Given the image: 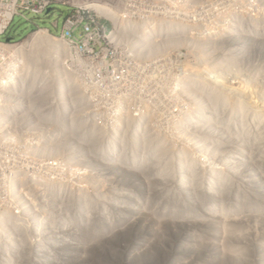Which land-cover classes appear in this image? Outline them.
<instances>
[{
  "label": "rangeland",
  "instance_id": "1",
  "mask_svg": "<svg viewBox=\"0 0 264 264\" xmlns=\"http://www.w3.org/2000/svg\"><path fill=\"white\" fill-rule=\"evenodd\" d=\"M83 2L86 14L100 27L97 45L81 46L85 37L80 33L79 46L60 41L63 36L70 41L63 32L70 7L59 4L38 18L31 13L28 21L16 17L8 36L20 43L19 50L47 29L68 53L52 44L23 46L27 49L14 55L0 53V69L11 62L25 75V89H31L1 92L7 100H20H11L18 103L13 111L0 108L1 120L10 118L0 124V264H44L46 255L64 263L68 253L62 249L70 254L81 249L79 258L70 261L76 264H171L172 250L182 254L184 243L191 251L179 264H202L204 259L206 264H255L258 259L264 264V203L259 202L262 217L254 220L224 195L214 206L194 201L190 212L203 214L204 221L186 215L180 223L171 216L175 206L182 207L164 205L166 197L158 192L171 185H157L167 176L175 183L171 192L182 202L177 186L194 194L189 182L205 179V186L222 190L237 166L254 183L259 179L264 159V0ZM44 81L54 83L47 88L48 98L32 99L46 87ZM29 117L35 122L29 123ZM162 139L163 145L150 144ZM239 158L244 159L241 165ZM169 167H174L171 173ZM155 168L159 172L152 176L146 172ZM261 179L260 196L264 174ZM86 193L91 216L99 205L112 209V202L122 206L127 201L152 241L147 247L140 241L136 245L135 226L97 238L96 221L88 220L87 230L72 224L69 243L64 242L65 226L75 219V208L81 209L80 197ZM139 201L143 206L137 207ZM225 204L234 208L232 215L226 214ZM163 207L166 214L158 212ZM205 207L209 214L200 209ZM7 213L13 215L8 221ZM50 223L60 230L57 236ZM122 244L145 250L130 260L120 250L125 249Z\"/></svg>",
  "mask_w": 264,
  "mask_h": 264
},
{
  "label": "bare ground",
  "instance_id": "2",
  "mask_svg": "<svg viewBox=\"0 0 264 264\" xmlns=\"http://www.w3.org/2000/svg\"><path fill=\"white\" fill-rule=\"evenodd\" d=\"M92 7H94L93 5H91ZM88 7V6H87ZM86 7V8H87ZM96 9H99V7L98 6H96ZM104 14V13H103ZM106 15V14H105ZM108 15V14H107ZM106 15V16H107ZM123 26V25H122ZM124 27V26H123ZM159 29H161V27L159 28ZM138 31H139V28H138ZM139 33V32H138ZM32 36V35H31ZM56 40V38H54L51 34H50V32L47 30V29H41L39 32H37V33H35L29 40H26L25 41V43H23L21 46H19L18 47V49L19 50H17V47H15V50H17V51H15V53H22V52H24L26 49H24L23 48V46H25V47H32L33 45H35V46H38V45H42V46H44L43 44H46V45H48L49 46V44H52V45H55L56 47H55V49H57V50H60V48H64L65 50H66V52L68 53L69 52V48H67L66 49V47H64V45H62V44H60L59 42H57V41H55ZM169 40V39H168ZM175 40V39H174ZM60 41L61 42H63V44L64 43H70L71 44V42L70 41H68L64 36L62 37V39H60ZM65 41H67V42H65ZM171 41H173V39L171 40ZM168 42V41H167ZM34 46V47H35ZM161 46H162V44H161ZM33 47V48H34ZM53 47V46H52ZM54 49V48H53ZM30 50V49H29ZM2 51H4L5 53H7V54H9V50H8V48L7 47H3V50ZM28 51V50H27ZM38 51V50H37ZM36 53V52H35ZM29 54V53H28ZM40 58V57H39ZM31 60V59H30ZM28 67V66H27ZM12 69H14V71H13V73H12ZM18 70H19V68H18ZM26 70V69H25ZM30 70V69H29ZM5 71L7 72V73H2V72H0V108L2 107V99H3V102H4V99L5 98H3V95H1V92L2 91H8V92H12L11 91V89H13L14 91H16V89H15V87H17V89H22L23 90V92L24 93H30L31 92V89H29L30 87L29 86H27L28 88L27 89H25V86L23 85V79H24V76L25 75H23V73L21 74L20 73V71H19V74H18V72H17V68L15 69L14 67H11V68H6L5 69ZM34 72V71H33ZM37 74V73H36ZM44 80V79H43ZM42 80V81H43ZM34 83V82H33ZM42 84H44V86H46V87H39L40 89H42V90H39V91H36L35 93L37 94V96H32V99H34V98H38V99H41V100H45V99H47L48 98V96H49V94H50V89H47L48 88V86L49 87H51L52 88V86H53V84L54 83H52V82H49V83H45V81H44V83L42 82ZM41 85V84H40ZM13 91V92H14ZM27 98H28V100H30V97H31V95H28V96H26ZM25 97V98H26ZM5 100H7V99H5ZM20 99L19 98H17V101H19ZM21 101H23L24 102V99H22ZM10 107H12V108H15V107H17V102H11V105H10ZM9 107V108H10ZM11 109V108H10ZM9 109V112L10 113H12V111H13V109H12V111ZM10 115V114H9ZM37 115V114H36ZM61 115V114H60ZM25 115H23V116H19V117H24ZM39 118V117H38ZM0 119H1V114H0ZM14 119H16V118H14ZM29 119H30V117H29ZM32 120H34V121H31V119H30V122L29 123H34L35 122V117H32ZM3 122L5 121V120H2ZM51 122V124H52V121H50ZM55 122V121H54ZM29 123H26V124H29ZM39 123V122H38ZM49 125H50V127L52 126L50 123H48ZM134 124L135 123H133L132 125L134 126ZM65 133H66V131H65ZM64 135V134H63ZM89 135H91L90 133L87 135V136H89ZM93 135V134H92ZM83 137V136H82ZM114 137H115V135H114ZM112 138L113 137H111V139L109 138V140H112ZM78 139H81V137L80 138H78ZM84 139V138H83ZM114 139V138H113ZM90 141V140H89ZM114 141V140H113ZM162 141H164V142H162ZM254 142V141H253ZM163 143H165V140H160V141H157V142H154V143H150V144H154V145H156V146H159V145H163ZM56 145V144H55ZM59 145H60V143L58 144V147H59ZM62 145H63V143H62ZM234 146H237L236 144L234 145ZM239 146V145H238ZM235 149H234V152L235 151H237L236 150V147H234ZM239 148V147H238ZM180 149V148H179ZM169 151V150H168ZM238 152V151H237ZM260 152V151H259ZM178 154L179 153H181V152H177ZM183 153V152H182ZM260 153H262V152H260ZM263 153H264V151H263ZM262 153V154H263ZM175 153H173V155H174ZM184 154V153H183ZM234 154V153H233ZM238 154V153H237ZM170 155H172V153L170 154ZM169 155V156H170ZM172 155V156H173ZM241 155V154H240ZM181 156H183V155H181ZM186 156V155H185ZM250 156V155H249ZM132 157V160H134L135 159V157L134 156H131ZM165 157V156H164ZM175 157V156H174ZM180 157V156H179ZM236 157V156H235ZM239 157V156H238ZM238 157H236L237 159H238ZM169 159H170V157H168ZM173 158V157H172ZM260 158H262V157H260ZM178 159V158H177ZM243 158H241V160H242ZM251 159V158H250ZM131 160V161H132ZM175 160H176V158H175ZM174 160V161H175ZM184 160V159H183ZM239 160H240V158H239ZM239 161V163L240 162H242V161ZM244 160V159H243ZM264 160V159H263ZM262 159H261V161H260V164H259V166H258V173H257V176H258V178L261 180H259V179H257V178H254V179H256L255 180V183H254V181H253V179H251L250 178V176H245L243 173H240V169L238 168V167H240V166H237V167H235V168H232V171L229 173L230 174V181H229V184L226 186V187H224V188H222V190L221 189H219V188H216V187H213V185H211V186H205L204 185V180H203V182L202 181H200V182H197V180H191L189 183L190 184H192L193 185V190H194V194L191 192V191H189V189L188 188H186V187H183V186H177V188H178V190H179V192L181 193L180 194V197H183L182 198V202L179 200V198L177 197V195H174V193H172L171 191H172V188L174 187V184L175 183H173L170 179H166V177L167 176H165L164 177V179H165V181L164 180H160L159 182L161 183V184H157V185H162L163 183H167V184H170L171 185V187L170 188H159L158 189V192L160 193H162V194H164L165 195V199H166V201H165V203H164V205H169L168 203H170V205H173V204H179L181 207H182V209H180V208H178V207H176L175 206V212L172 214V218H173V220L175 219V221H179L180 223H182L183 221H185L186 219H187V217L188 216H192L193 218H194V220H202V221H204V217H200V216H202L203 214H201L200 216H198L197 215V213H195V211L192 213V212H190V207L194 204L193 202L194 201H198L199 202V204L203 207V206H205L206 204L208 205V202L212 205V206H214V202H216L217 201V199L219 198V197H223V195L228 199V200H230V199H232V200H235V201H237V204H239L238 205V208H239V210L241 211V212H247L248 214H249V216L252 218V219H254V220H257V219H259L260 217H262V214H261V212H260V207H259V202H262V203H264V194L262 195V196H260L259 194V189H261V187L263 186L262 184H261V182L263 183V181H262V179H261V175L262 174H264V169L262 168L263 167V165H264V161H263ZM133 162V161H132ZM131 162V163H132ZM172 162V161H171ZM176 162V161H175ZM168 163V162H167ZM180 163H181V160H180ZM184 163H182V165H183ZM169 165V164H168ZM175 165H176V163H175ZM195 165V164H194ZM240 165H241V163H240ZM128 166H129V163H128ZM170 166V165H169ZM192 166V165H191ZM121 167V166H120ZM162 167V166H161ZM164 167V166H163ZM162 167V168H163ZM166 167H168V166H166L165 165V168ZM177 167L178 168H180L181 167V165H178V163H177ZM194 167V166H193ZM193 167H192V169H193ZM195 167H196V165H195ZM194 167V169L196 170V168ZM232 167V166H231ZM130 168V167H129ZM172 168H174V167H171V169ZM170 169V167H169V171L167 170V172H170V171H173V170H171ZM146 169H144L143 171H145ZM155 170H156V168L153 170V171H151V169H147L146 170V172H148V173H152V174H150L151 176L153 175V173L154 174H156L155 173ZM161 170V169H160ZM194 170V171H195ZM215 170V169H214ZM221 170V169H220ZM159 172V170L157 169L156 170V172ZM180 171V170H179ZM193 171V170H192ZM224 171V170H223ZM239 171V172H238ZM260 171V172H259ZM211 172V171H210ZM219 172V171H218ZM221 172V171H220ZM220 172H219V174H220ZM226 172V171H225ZM165 173V172H164ZM171 173V172H170ZM194 173V172H193ZM208 173V172H207ZM212 173V172H211ZM214 173H215V171H214ZM214 173H212V174H214ZM159 174V173H158ZM223 174V173H222ZM165 175V174H164ZM200 175V174H199ZM208 175V174H207ZM155 176V175H154ZM180 176V175H179ZM184 176V175H183ZM218 176V175H217ZM168 177H169V175H168ZM187 177V176H186ZM177 178V177H176ZM179 178H181V177H179ZM185 178V177H184ZM218 178H220V176L218 177ZM229 178V177H228ZM192 179V178H191ZM199 179H201V178H199ZM221 179V178H220ZM223 179V178H222ZM174 180H175V178H174ZM179 180V179H178ZM170 181H171V183H170ZM177 181V180H176ZM208 181V180H207ZM225 181V180H224ZM223 181V182H224ZM220 182V181H219ZM227 182V181H226ZM186 183V182H185ZM208 183V182H207ZM186 185H188V184H186ZM195 186V187H194ZM50 190H51V194H53V188L50 186ZM139 188H142V186H139ZM263 188V187H262ZM218 189H219V191H220V193L219 192H217L218 191ZM56 190V189H55ZM141 190V189H140ZM174 190V189H173ZM175 191V190H174ZM177 191V190H176ZM21 192H24V191H21ZM190 192V193H189ZM172 193V194H171ZM175 194H176V192H175ZM192 194V195H191ZM25 195H27V194H25ZM204 195H207V199L206 200H203L202 199V196H204ZM191 198H192V200H191ZM84 199V201H83V205H82V207H81V209H79V207H76L75 208V219L74 220H72V222L71 223H67L66 224V228H68V230L65 232V237H64V242H66V243H69V238H70V236H71V233H72V229H73V226L74 225H72V224H78V225H81L82 227H83V229H85V230H87L88 228H89V221L88 220H90V222L91 221H96L95 223H94V230L96 229L97 230V233H95L94 235H96L97 234V238H102V236H108L110 233H114V232H121V231H123L124 229H126V228H132V226H135L133 229H135V231L134 232H132V235H133V237H135V243H136V245L138 244L139 245V241L141 242V244H142V246H146L147 247V245H148V243L150 242V241H152V240H150L149 238H147V237H145V235H147L148 234V232L147 231H145L144 230V228H145V226H144V228L141 226H139L138 224H139V219H136L137 218V213L134 211V210H132V209H135V208H133L132 207V205H129L128 207H127V201L125 202V203H123L122 204V206L120 205V206H118V204H116V202H112V204H111V207H113L112 209H110V208H102V207H100L101 205H99V208H98V211H97V213H96V215H93V216H91V214H90V212L87 210V208L89 207V203H88V201H89V197H88V195H87V193L86 194H83L81 197H80V200L82 201ZM130 199V198H129ZM220 199V198H219ZM142 200V199H141ZM222 200H225V198L224 199H221V201ZM187 202V203H186ZM205 202H207L205 205H203ZM226 202H227V200H226ZM139 204L137 205V207L138 206H143V204L141 203V201H139L138 202ZM130 204H131V202H130ZM206 205V206H207ZM224 205V204H223ZM225 205H227L226 206V208H224L225 209V211L227 212L226 214H231L232 215V213L234 212L233 211V209L234 208H231V210H230V204H225ZM261 205V204H260ZM237 207V205H234V207ZM73 207H75V205L73 206ZM225 207V206H224ZM116 209V212L114 213V215H110V213L111 212H113V209ZM118 208V209H117ZM148 208V207H147ZM262 208H264V207H262ZM168 208L167 207H163L161 210H159L158 212L159 213H163V214H166L167 213V210ZM201 210H202V212L204 211V213H206V214H209V213H207V208L205 207V208H200ZM209 209V208H208ZM162 210H163V212H162ZM211 210V209H210ZM209 210V211H210ZM223 210V209H222ZM220 211V210H219ZM219 211H217V212H219ZM230 211V212H229ZM236 211H238V209L236 210ZM264 212V211H263ZM83 213V214H82ZM133 214V215H131V214ZM190 213H192L191 215H189ZM225 213V212H224ZM246 213V214H247ZM84 214H86V216H83ZM205 214V215H206ZM237 213H235V215H236ZM242 214H244V213H242ZM169 215V214H168ZM186 215H188L187 217H186ZM12 214H10V213H7L6 214V218H7V220L6 221H8V218L9 219H11L12 218ZM163 215H161L160 217H162ZM247 216V215H246ZM248 216V217H249ZM207 217V216H206ZM232 217H234V216H232ZM231 217V218H232ZM239 217V216H238ZM168 218H170V217H168ZM235 219H236V217H234ZM177 219V220H176ZM218 219V218H217ZM222 219V218H221ZM156 220H160V219H156ZM172 220V219H171ZM172 220V221H173ZM223 220V219H222ZM84 221H85V223H84ZM153 221H155V220H153ZM174 221V222H175ZM210 221V220H209ZM213 221H214V219H213ZM249 221V220H248ZM250 221H252V220H250ZM146 222H149V221H146ZM212 222V221H211ZM253 222V221H252ZM151 223V222H150ZM158 223H159V221H156V222H154V226H155V228L156 229H158ZM229 223V222H228ZM227 223V224H228ZM52 226H50V230L53 232V234H54V236H57V231L59 230H57V225L55 224V223H50ZM97 225V226H96ZM137 225V226H136ZM212 225V224H211ZM139 226V227H138ZM230 226V225H229ZM247 226V225H246ZM248 226H251L250 224L248 225ZM255 226H256V224H255ZM259 226V225H258ZM212 227V226H211ZM218 227H219V224H218ZM14 228V231L15 232H18L19 233V229L17 228V227H13ZM217 228V227H216ZM242 228V227H241ZM248 228V227H247ZM251 228V227H250ZM239 229V228H238ZM60 231V230H59ZM212 232V231H211ZM216 232V231H215ZM220 232V234H221V230L219 231ZM223 232V231H222ZM20 234V233H19ZM141 234H143V235H141ZM194 234H196V233H194ZM61 235V234H60ZM217 235V234H216ZM67 236V237H66ZM93 236V235H92ZM148 236V235H147ZM150 236V235H149ZM213 236H215V235H213ZM224 236V235H223ZM143 237V240L141 239ZM151 237V236H150ZM264 237V236H263ZM188 238V237H187ZM193 238V237H192ZM214 240V239H213ZM253 240V239H252ZM210 241V240H209ZM87 242V241H86ZM86 242H85V244H86ZM188 242V241H187ZM190 243V242H189ZM217 243V242H216ZM85 244H84V246H85ZM257 244V243H256ZM183 246L185 247V249H183L184 250V252L181 254L179 251H178V249H173L172 251H173V254H172V256H171V258H175V259H172L171 260V258H170V260L168 261L169 263H171V264H173L174 262H175V260H177V263L176 264H179L180 263V261L181 260H184V259H187L188 257H189V254H190V251H191V249H190V247L188 246V243H184L183 244ZM259 246V245H258ZM122 247L123 248H125V249H120L123 253H126V256H128V259H132V257H133V255L135 254V252L137 251V253H141L142 251H144L145 249H126V247H127V244H122ZM234 247V246H233ZM248 247V246H247ZM228 249V248H227ZM249 249V248H248ZM260 249V248H259ZM262 249H263V247H262ZM25 250V249H24ZM27 250V249H26ZM25 250V251H26ZM63 250H64V253H66V251H67V253H68V255L66 256V258H65V262L63 263H60V262H56V261H58V260H56L54 257V259H52L51 258V256L50 257H47V255H46V257H44V259H46V260H43L44 262V264H76V263H72V262H70L71 261V259H72V257H78L79 258V254H80V252H81V249H73L72 250V254H70V251L68 250V249H62V252H63ZM240 250V249H239ZM261 250V249H260ZM38 251V250H37ZM36 251V252H37ZM264 251V250H263ZM51 253V252H50ZM20 254H21V252H20ZM24 254V253H23ZM33 254V253H32ZM37 254V253H36ZM70 254V255H69ZM29 255V254H28ZM208 254H204V256H207ZM21 256V255H20ZM25 258H27V257H25ZM206 258V257H205ZM18 259V258H17ZM213 259H214V261L216 260V261H218L219 260V256H215L214 255V257H213ZM28 260V259H27ZM53 260V261H52ZM179 260V261H178ZM143 261V260H142ZM206 261H207V259H204L203 261H202V264H206ZM213 261V262H214ZM258 261H259V259H258ZM257 260H254V263L255 264H261L260 262H258ZM36 262V261H35ZM262 262V261H261ZM22 264H24L23 262H22ZM32 264V263H31ZM140 264H142V263H140Z\"/></svg>",
  "mask_w": 264,
  "mask_h": 264
},
{
  "label": "built area",
  "instance_id": "3",
  "mask_svg": "<svg viewBox=\"0 0 264 264\" xmlns=\"http://www.w3.org/2000/svg\"><path fill=\"white\" fill-rule=\"evenodd\" d=\"M83 3V0H0V53L7 54L2 51L3 47H7L9 50V54L7 55H14L16 51L15 47L20 44L16 43V41L8 36L16 17L22 16L28 21L27 13H31L38 18L48 14L50 9L59 4L70 7L65 17L63 32L66 37L69 38L71 44L76 46L80 45L79 40L76 38V35L80 33L85 37L84 44L81 43V46L89 48L92 44L97 45L99 43L98 30L100 27H98L94 17L86 14L82 7ZM3 37H5V39L2 40L1 38ZM76 46L75 48L77 49ZM7 67L15 68L14 64L8 62L0 69V72L7 73L5 71ZM13 71L14 69H12V73ZM15 89L18 92L17 87H15ZM11 100H17V98L11 97V99L8 100L4 99L2 106L9 107L11 105ZM11 109L13 108L11 107ZM9 121V117H7L4 122L0 119V124L5 125Z\"/></svg>",
  "mask_w": 264,
  "mask_h": 264
},
{
  "label": "water",
  "instance_id": "4",
  "mask_svg": "<svg viewBox=\"0 0 264 264\" xmlns=\"http://www.w3.org/2000/svg\"><path fill=\"white\" fill-rule=\"evenodd\" d=\"M49 12H51V9H50V11Z\"/></svg>",
  "mask_w": 264,
  "mask_h": 264
}]
</instances>
